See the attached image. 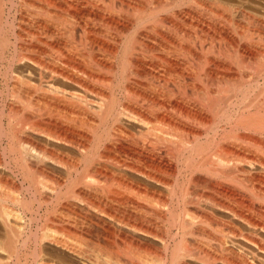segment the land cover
Masks as SVG:
<instances>
[{
  "label": "bare ground",
  "instance_id": "obj_1",
  "mask_svg": "<svg viewBox=\"0 0 264 264\" xmlns=\"http://www.w3.org/2000/svg\"><path fill=\"white\" fill-rule=\"evenodd\" d=\"M0 150V264H264V0H0ZM77 190L102 216L61 225Z\"/></svg>",
  "mask_w": 264,
  "mask_h": 264
},
{
  "label": "rangeland",
  "instance_id": "obj_2",
  "mask_svg": "<svg viewBox=\"0 0 264 264\" xmlns=\"http://www.w3.org/2000/svg\"><path fill=\"white\" fill-rule=\"evenodd\" d=\"M1 84L3 85V82H2V80H1ZM65 88H68L69 90H71V89H74L75 87L74 86H72V85H70V84H68V83H66V87ZM8 99H10L9 101L11 102V101H13L14 100V97L11 95H9V98ZM9 106H10V104H8ZM9 106H7L6 107V109H7V115H8V111H9ZM8 117H6L5 118V121H7L8 119H7ZM54 145H56V146H54ZM50 149H55V150H57L58 152H63V151H66V152H69L71 155H77V152L76 151H73L72 149H69L68 147V150H70V151H68L67 150V148L65 147L64 148V146H62V145H58V144H51V146L49 145L48 146ZM72 151V152H71ZM0 152H1V150H0ZM1 154V153H0ZM33 158H31L29 161H28V164H29V162H30V164H32L31 163V160H32ZM33 161H35V159H33L32 160V162ZM47 163H45V164H43L42 163V165H40V167H42L43 168V166H44V168H43V172H37V170H34L33 168L34 167H36V168H38L37 166H32L33 168L31 169L33 172H31V174L33 175V177L34 178H41V180H44V182H49V183H47V185H49L50 183L52 184V179L54 178V179H64L65 178V170H63V168H61V167H57V166H55V165H51V163L49 162V161H46ZM29 164V165H30ZM35 164V163H34ZM35 168V169H36ZM3 170L4 169H2V168H0V171H2L3 172ZM6 171H10V170H6ZM46 171V173H44ZM0 173V176H3V177H0V180L2 181V182H0V193H7L8 192V194H10V196L11 197H24V198H26V200L28 201V202H30V201H32L31 200V195H30V192H28L27 191V187H28V185H29V179L28 178H26L25 176H26V172L27 171H25V172H23V170H20V171H17L16 173L15 172H6L5 173V170H4V172L3 173ZM24 173V174H23ZM35 173V174H34ZM42 173H44V175H40L39 176V174H42ZM2 174V175H1ZM48 174V175H47ZM50 174V175H49ZM31 175V176H32ZM51 176V177H50ZM54 176V177H53ZM53 177V178H52ZM52 178V179H51ZM50 184V185H51ZM26 189V190H25ZM2 191V192H1ZM76 192V193H75ZM73 194H72V196L73 197H71V198H69L70 200V206H69V211H62V213L60 214V216H59V219L62 221V223H61V221L59 222V223H61V225L62 224H81L82 222L83 223H85V222H87V221H89L90 220V218H91V214H93V212L95 213V211H96V213H99L100 211H98V210H95L91 205H90V203H89V198H90V196H91V193H90V191H87V190H84L83 192L80 190H77V191H75ZM82 194H81V193ZM47 192H44V194L42 193H40L39 194V196H40V198L42 199V197L44 198V197H46L47 195H48V193L46 194ZM46 194V195H45ZM15 195V196H14ZM30 199V200H29ZM35 204V206H37V202H35L34 203ZM53 209V207L51 206L50 207V210H52ZM45 210V209H44ZM95 210V211H94ZM130 210H132V211H129V210H127L126 209V212L125 211H123V209H121V211H118V213L120 212H122L123 213V215L125 214V215H128V213L129 214H131L132 213V215L134 216V214L136 213V212H138V211H136L135 209H130ZM71 211V212H70ZM93 211V212H92ZM64 212V213H63ZM67 212V213H66ZM70 214H69V213ZM101 213V212H100ZM99 213V216L102 214H100ZM117 213V211H116V213H115V216L118 214ZM121 213V214H122ZM134 213V214H133ZM63 214V215H62ZM121 214H118V217L116 216V219L117 218H119V217H121L122 218V216L123 215H121ZM136 215V214H135ZM63 216V217H62ZM102 216V215H101ZM104 217H106L105 215H103ZM90 217V218H89ZM79 223H78V222ZM41 225H43L44 226V223L42 224V223H40ZM39 224V225H40ZM238 224L240 225L241 223L240 222H238ZM242 225V224H241ZM46 226V225H45ZM243 226V225H242ZM36 226H34L33 228H35ZM59 236H61V237H63V238H68L67 237V235L64 233L63 234V231H60L59 230ZM61 234V235H60ZM65 236V237H64ZM136 236L137 237H139V239H141V241H143V242H145V243H148V244H150L151 246H153V248L156 250V251H158L159 249H162L161 247H162V245H161V243H160V241L159 240H156L155 238H151V237H147L146 235H142V234H136ZM262 237L264 238V235H263V233H262ZM65 238V239H66ZM87 238V237H86ZM83 239L82 241H80L79 242V239H78V241H77V243L79 242L80 243V245H82V247H83V249L84 250H86L88 253H92V251H93V248L92 249H90L91 247H93L92 246V244H93V242H91V240L90 241H88L89 240V238H87V239ZM197 240H190V243H192V242H194V243H192L193 244V246H194V244H196L197 246H200V248H203V250L204 251H215V247H216V241H213V239H211V238H207V237H203V236H198L197 238H196ZM86 241V242H85ZM76 242V241H75ZM78 243V244H79ZM81 243H83V244H81ZM91 245H90V244ZM85 244H87V245H85ZM192 244L190 245V246H192ZM233 244L235 245V247H236V250L237 251H241V252H243V253H245V254H247V255H249V256H251L252 255V253L251 252H254L255 254H257V255H255V256H259L260 258H264V253H260V251H258L256 248H255V246L253 245V244H251V243H249V242H247V241H245L244 239H241V238H237V239H235V240H233ZM195 245V246H196ZM47 246V245H46ZM194 246V247H195ZM242 246V247H241ZM254 246V247H253ZM47 247H52L53 248V250H51V249H47V258H49V259H53L54 258V260L53 261H57V263H59V264H85L83 261H80V260H78L77 258H76V256L73 254V253H70V251L69 250H67V249H64L63 247H54V246H49V244H48V246ZM241 247V248H240ZM89 248V249H88ZM254 249V250H253ZM154 250V251H155ZM94 252V251H93ZM155 254H156V252H154ZM155 254H152V256H151V258L153 257V258H156L157 256L155 255ZM259 254V255H258ZM51 258H50V257ZM72 257V258H71ZM75 258V260H74V258ZM186 260L189 262V263H191V264H205V263H203V262H200V260L199 259H194V258H190V257H187L186 258ZM218 264H220V263H218ZM223 264V263H222Z\"/></svg>",
  "mask_w": 264,
  "mask_h": 264
}]
</instances>
